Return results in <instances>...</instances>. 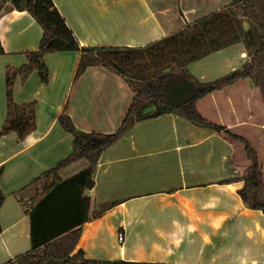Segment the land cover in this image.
Returning <instances> with one entry per match:
<instances>
[{"label": "crops", "instance_id": "crops-1", "mask_svg": "<svg viewBox=\"0 0 264 264\" xmlns=\"http://www.w3.org/2000/svg\"><path fill=\"white\" fill-rule=\"evenodd\" d=\"M231 0H53L81 46L142 47ZM245 29L248 26H244ZM42 29L27 11L10 3L0 11V102L5 67L27 62ZM79 52L45 56L50 79L34 72L17 78L13 98L35 101V128L19 138L0 137V264L30 249V199L53 180L42 174L71 152L72 136L58 122L66 113L83 131L112 133L120 126L134 92L118 73L88 66L75 77ZM258 70L264 68L260 60ZM243 42L188 65L201 83L217 81L252 64ZM204 119L245 138L264 169V95L247 79L195 103ZM87 165L62 169L65 179ZM249 165L244 144L176 114L136 122L100 156L89 197V221L81 226L73 253L96 261L167 264H264V212L247 207L238 191ZM118 231L124 242H117ZM9 262V263H8Z\"/></svg>", "mask_w": 264, "mask_h": 264}, {"label": "trees", "instance_id": "trees-1", "mask_svg": "<svg viewBox=\"0 0 264 264\" xmlns=\"http://www.w3.org/2000/svg\"><path fill=\"white\" fill-rule=\"evenodd\" d=\"M7 3L15 10L30 13L41 27L42 34L38 48L24 52L26 63L17 68L5 67L7 109L0 137L15 132L23 138L35 128L36 102H15L13 87L17 78L23 84L33 72L37 73L40 83L47 85L50 71L45 56L49 53L79 52L75 77L88 66L102 65L121 75L134 92L120 126L112 133L79 130L66 113L59 114V124L72 136L71 152L42 174L44 177L51 175L53 180L41 194L30 199L27 211L30 249L14 261L25 264H167L96 261L86 259L82 250L73 253L81 226L90 219V199L85 191L94 185L93 174L101 154L136 122L163 114L180 115L242 142L249 165L241 177L244 184L238 194L247 207L264 212V169L254 147L245 138L204 119L195 109L200 98L244 78L260 88L264 95V81L257 68L259 59L264 57V20L256 0H231L222 8L142 47L81 46L53 0H0V11ZM237 9L241 10V16ZM244 22L249 24L247 29ZM238 42H243L248 50L257 46L249 67L234 70L207 85L189 72V64ZM3 54L5 51L0 42V55ZM180 84L193 88L190 98H175V89ZM80 160L87 161L85 168L60 179L62 169ZM5 197L0 189V208Z\"/></svg>", "mask_w": 264, "mask_h": 264}, {"label": "rangeland", "instance_id": "rangeland-1", "mask_svg": "<svg viewBox=\"0 0 264 264\" xmlns=\"http://www.w3.org/2000/svg\"><path fill=\"white\" fill-rule=\"evenodd\" d=\"M257 5H258V10L260 13V16L262 18V20H264V0H256ZM241 10L237 9V12L239 14V16H241ZM244 26H249V24L247 22H244ZM257 46L252 47V49L250 51L254 52V50L256 49ZM261 64L264 65V59L260 60ZM259 75L262 81H264V68H262L261 70H259ZM34 76L37 78V73L34 72ZM215 80L213 81H205L203 84L207 85V84H211L214 83ZM177 83L176 81L174 82V84ZM5 96V92L3 97ZM6 97H4V99L1 100L0 102V128L2 127V125L5 122V118H6Z\"/></svg>", "mask_w": 264, "mask_h": 264}, {"label": "water", "instance_id": "water-1", "mask_svg": "<svg viewBox=\"0 0 264 264\" xmlns=\"http://www.w3.org/2000/svg\"><path fill=\"white\" fill-rule=\"evenodd\" d=\"M192 94L193 88L190 85L180 84L178 87H176L174 96L176 99H187L190 98Z\"/></svg>", "mask_w": 264, "mask_h": 264}, {"label": "built area", "instance_id": "built-area-1", "mask_svg": "<svg viewBox=\"0 0 264 264\" xmlns=\"http://www.w3.org/2000/svg\"><path fill=\"white\" fill-rule=\"evenodd\" d=\"M117 242L119 244H123V242H124V232L123 231H118V233H117Z\"/></svg>", "mask_w": 264, "mask_h": 264}]
</instances>
